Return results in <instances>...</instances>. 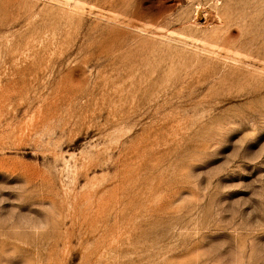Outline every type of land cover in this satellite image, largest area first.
Returning a JSON list of instances; mask_svg holds the SVG:
<instances>
[{
    "label": "rangeland",
    "instance_id": "374dc122",
    "mask_svg": "<svg viewBox=\"0 0 264 264\" xmlns=\"http://www.w3.org/2000/svg\"><path fill=\"white\" fill-rule=\"evenodd\" d=\"M0 264H264V0H0Z\"/></svg>",
    "mask_w": 264,
    "mask_h": 264
}]
</instances>
